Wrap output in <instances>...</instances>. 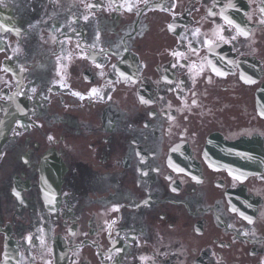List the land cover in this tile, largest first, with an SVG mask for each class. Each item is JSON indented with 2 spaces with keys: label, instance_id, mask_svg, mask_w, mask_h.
Segmentation results:
<instances>
[{
  "label": "flooded vegetation",
  "instance_id": "flooded-vegetation-1",
  "mask_svg": "<svg viewBox=\"0 0 264 264\" xmlns=\"http://www.w3.org/2000/svg\"><path fill=\"white\" fill-rule=\"evenodd\" d=\"M261 87L264 0H0V264H264Z\"/></svg>",
  "mask_w": 264,
  "mask_h": 264
},
{
  "label": "snow or ice",
  "instance_id": "snow-or-ice-1",
  "mask_svg": "<svg viewBox=\"0 0 264 264\" xmlns=\"http://www.w3.org/2000/svg\"><path fill=\"white\" fill-rule=\"evenodd\" d=\"M231 21H229V23H230ZM222 38V37H221Z\"/></svg>",
  "mask_w": 264,
  "mask_h": 264
}]
</instances>
